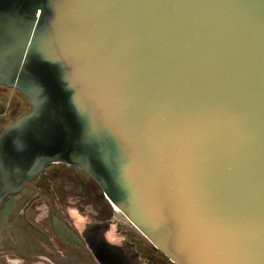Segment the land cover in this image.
<instances>
[{
  "label": "water",
  "instance_id": "water-1",
  "mask_svg": "<svg viewBox=\"0 0 264 264\" xmlns=\"http://www.w3.org/2000/svg\"><path fill=\"white\" fill-rule=\"evenodd\" d=\"M0 85V198L64 163L172 264H264V0H0Z\"/></svg>",
  "mask_w": 264,
  "mask_h": 264
},
{
  "label": "flooded vegetation",
  "instance_id": "flooded-vegetation-1",
  "mask_svg": "<svg viewBox=\"0 0 264 264\" xmlns=\"http://www.w3.org/2000/svg\"><path fill=\"white\" fill-rule=\"evenodd\" d=\"M8 89L0 85V126L9 112L15 120L14 110L23 103L20 92V101L7 102ZM1 225L12 250L0 255V264H100L83 236L91 231L97 233L98 253H104L105 242L120 251L108 264H172L95 180L64 163L48 165L20 191L0 198Z\"/></svg>",
  "mask_w": 264,
  "mask_h": 264
},
{
  "label": "rangeland",
  "instance_id": "rangeland-1",
  "mask_svg": "<svg viewBox=\"0 0 264 264\" xmlns=\"http://www.w3.org/2000/svg\"><path fill=\"white\" fill-rule=\"evenodd\" d=\"M12 97H14V99H12ZM20 99H22V97H21L19 91H17L16 89H13V88H9L7 90V95H6V101L7 102L12 104L11 102L17 101V100L20 101ZM28 109H29V104H28L27 98L24 96L23 103H20L19 107H16V110H14V111H15V113H17V117H18L21 114L25 113ZM13 120H14V118H13L12 114L9 112L7 118L2 123V126H0V128L1 127H2V129L5 128ZM1 227L3 228V226L2 225L0 226V255L3 254V253H6V254L9 255V254H11L12 248L11 247L9 248V246L6 244L7 243V236H6V234H4V232L1 229Z\"/></svg>",
  "mask_w": 264,
  "mask_h": 264
},
{
  "label": "clouds",
  "instance_id": "clouds-1",
  "mask_svg": "<svg viewBox=\"0 0 264 264\" xmlns=\"http://www.w3.org/2000/svg\"><path fill=\"white\" fill-rule=\"evenodd\" d=\"M113 242H115V241H113Z\"/></svg>",
  "mask_w": 264,
  "mask_h": 264
}]
</instances>
